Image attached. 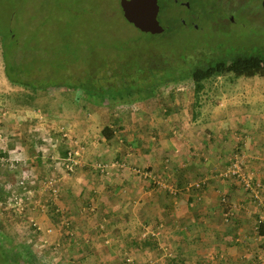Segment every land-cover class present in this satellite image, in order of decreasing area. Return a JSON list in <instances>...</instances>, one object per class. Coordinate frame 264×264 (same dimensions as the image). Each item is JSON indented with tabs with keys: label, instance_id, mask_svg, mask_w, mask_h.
Returning a JSON list of instances; mask_svg holds the SVG:
<instances>
[{
	"label": "rangeland",
	"instance_id": "rangeland-1",
	"mask_svg": "<svg viewBox=\"0 0 264 264\" xmlns=\"http://www.w3.org/2000/svg\"><path fill=\"white\" fill-rule=\"evenodd\" d=\"M119 2L120 0H0V264H62V245L68 244L69 239L76 235L73 220L65 214L63 220L59 221L61 224H55L54 229H51L45 228L46 224L37 217L47 214L51 219L54 215L68 212L53 209L57 207V199H60L62 192L57 189L56 193L53 191L50 193L48 184L43 182L46 177L54 179L53 173H57L61 178L66 175V165L63 166V163L67 162L61 155L66 149L78 153L80 164L77 167L84 164V167L89 166L94 170L93 165L97 163H125L126 166L146 170L149 175L147 179L136 173L119 171V167H116L110 169L107 175L109 180L133 174L145 182L153 184V181L157 180L167 188L172 187L158 172H150L148 167L134 165L128 155L122 156L123 149L124 151L126 148L130 149L128 145L133 138H128L127 143H120L118 150L120 153L111 157L112 150L102 148L104 140L100 134L106 123V112L110 117L122 113L125 117L137 118L145 113L150 116L149 113L157 109L158 116L163 119L173 114L171 100L172 104L181 103L182 112L177 114L178 118L181 122L187 120L188 109L191 110L195 99L191 80L181 82L171 80L162 85L160 97L162 95L164 99L166 98L171 107L162 111L165 106L161 108L160 101L165 100L163 98L160 100V97L156 101L152 99L141 104H115L112 108L106 104L93 103L91 102L95 99L93 96L86 97L85 100L84 95H79L78 91L72 88L59 89L60 86L68 85L69 78L72 84L87 79L90 90H95L99 88V84L96 83L99 75L112 69L113 75H106L100 80L114 83L116 86L110 89L119 88L123 92L128 90V80L132 79L123 78V81L117 84V78L121 77L115 76L114 73L128 75L132 70L135 73L134 67L131 68L130 59L134 57V60H137L144 52L154 53L160 60L167 59L166 65L160 61L159 64L164 65L167 71L165 74L168 76V73H173L179 66L193 68L198 63L206 65L220 58L221 54L264 51V11L254 0H244L242 3L244 5L236 7L238 10L228 13L234 16L237 22L235 27H232L226 18L220 17L219 20L215 17L210 24L204 21L205 23L201 24L203 28L199 31L175 26L162 35L143 33L130 24L122 15ZM236 2L240 3L241 0ZM168 5L161 16L163 24H169V19L177 18L183 12L181 7ZM250 11L256 13L250 16ZM3 35L7 36V46L11 55L13 53L19 62L24 56L23 61L17 65V68L22 70L18 78L29 81V75L33 74L40 78L38 85L53 82L52 88L40 90L33 96L30 88L10 82L6 74L7 62L3 56ZM128 48L133 52L130 50L128 52ZM173 55L182 59L177 62ZM168 58L172 63L174 60L171 66ZM153 81L155 79L150 78L148 83ZM59 82L61 83L58 84ZM137 82L140 86L139 81ZM204 83L210 87L216 83L224 86L222 90L225 93L221 91L210 95L214 101L221 100L224 95L226 100L230 101L232 94L238 97L241 94L239 97L241 100L248 101V95L257 100L254 106L240 105L241 107L235 110L237 114L243 113L245 109L250 112L252 109L256 110L258 115L264 114V78L238 79L233 75H227L225 78L220 76L211 78ZM30 95L34 98L32 99ZM203 104L207 105V102ZM196 110L201 111L200 113L203 111L199 107H196ZM178 125H175L174 130L181 134L183 124ZM80 126H84V129ZM89 126L93 131L85 134ZM119 133L118 131L117 134ZM144 134V139L158 138L151 128L146 129ZM142 139L139 137L141 143ZM32 141L35 143L29 147L27 144ZM144 142L147 143L146 139ZM12 148L17 153L12 152ZM92 149H97L100 154L97 156L90 154ZM261 153L264 154L263 149L260 156ZM88 155L96 159L88 161ZM249 158L251 159L245 150H235L229 159L228 169L238 161L241 175L252 184V189L256 185H261L262 194L263 184L257 183L256 172L253 173L247 167ZM39 161L42 165H39ZM30 163L33 166L28 168ZM50 167H54L56 172L48 173ZM231 178L235 179L233 176L227 179ZM25 186L26 189L21 188ZM159 189L166 190L160 186ZM244 190L254 200L253 190ZM14 195H19L18 199L14 200ZM98 209L96 203L91 202L89 205L79 206L78 212L87 216L91 213L95 216L96 213L97 215L100 213ZM50 222L52 225L57 223L56 220ZM101 222L103 226L101 229L105 233L109 232L107 221ZM64 230L67 231V235L62 233ZM152 233L148 231L145 234L146 239H153ZM60 234L65 237H61ZM162 234L159 235L161 241L165 236ZM108 244L109 241L107 244L103 243L107 246ZM167 247H164L165 252L162 250L149 252L150 256L148 255L145 264H163L164 259H171L172 256L168 255L173 253ZM119 249L118 246L115 249L117 259L112 260L113 264L139 263L134 251L128 248L124 249L125 251ZM104 254L109 252L102 253L98 260L90 261L88 264H106L102 260ZM74 264L77 262L74 261Z\"/></svg>",
	"mask_w": 264,
	"mask_h": 264
},
{
	"label": "crops",
	"instance_id": "crops-1",
	"mask_svg": "<svg viewBox=\"0 0 264 264\" xmlns=\"http://www.w3.org/2000/svg\"><path fill=\"white\" fill-rule=\"evenodd\" d=\"M223 88L219 83L205 86L198 106L203 109L202 113L194 107V99L191 110L188 109L189 117L182 122L177 115L182 112L180 102H174L173 114L163 119L157 109L149 113L150 116L145 113L137 118L125 117L122 113L110 117L106 112L103 129L110 126L115 137L107 140L101 132L105 141L102 148L112 150L110 155L114 157L120 153V143L133 138L128 145L130 149H123L122 156L128 155L134 165L158 172L179 190L173 195L168 190H160L155 181L153 184L145 182L133 174L109 180L97 169L84 167V164L79 166L83 169L77 167L71 176L65 171L66 175L60 177L62 194L55 208L68 212L59 214L56 219L66 214L73 220L76 235L62 245V264H74V261L88 264L105 252L109 254H104L102 260L113 264L112 260L117 259V246L123 249H119L121 251L127 248L134 251L140 264H145L149 252H165L167 246L173 254H169L172 258L164 259L163 264H264V237L258 234L264 217V154L260 156V151L264 150V114L258 115L253 109L237 114L235 110L239 107L257 103L249 95L248 101L241 100V94L239 97L232 94L230 101L226 100V95L214 101L210 95L224 92ZM205 102L207 105L203 104ZM179 123L183 124L181 134L174 130ZM150 128L158 138H145V143L144 132ZM90 131H93L91 126L85 134ZM139 137L143 138L142 143ZM238 149L245 150L251 157L247 167L256 172L257 183L263 184L258 201L252 199L238 180L221 176ZM12 152L17 153L13 148ZM90 154L100 153L92 149ZM93 159L96 158L88 155V161ZM195 183H202L201 188H195ZM91 202L98 206V215L78 212L79 206ZM37 218L46 224L45 228L54 229L55 224L60 223L52 225L50 221L55 218L51 220L47 214ZM102 220L107 221L110 229L107 233L101 229ZM148 231L153 232V239H146ZM62 233L67 235L66 230ZM162 233L163 242L159 238ZM108 241V246L103 245Z\"/></svg>",
	"mask_w": 264,
	"mask_h": 264
},
{
	"label": "trees",
	"instance_id": "trees-1",
	"mask_svg": "<svg viewBox=\"0 0 264 264\" xmlns=\"http://www.w3.org/2000/svg\"><path fill=\"white\" fill-rule=\"evenodd\" d=\"M170 31V30H167ZM7 36L3 35L2 36V41L4 44V52H3V56L4 59H6V74L8 79L10 80L11 83L16 84V85H22L25 88H30V90L33 92V96H35L40 90H48L49 88H52L53 86V82H48L46 85H38L37 82H39L40 78L35 77L33 74L29 75V81L27 79V81H23L21 80V78H18L21 74L20 72L22 70H19L17 68V65L20 64L23 61V57H21L22 61L19 62L16 60V56L12 53H10L9 51V47L7 46ZM132 53V49L128 48L127 51ZM102 53V52H100ZM174 56V55H173ZM177 60L175 61H179L180 59H182V57L180 56H174ZM158 58V59H157ZM155 57L154 53H147L144 52V55L139 57L137 60H134V57L132 59H130V65L132 66L131 68L135 70V73L132 71L129 72L128 75H123V74H117L114 73L115 76H119L121 77L120 79L117 78V84L120 83V81H123V78H131L132 81H129V87L128 90H123V92H121V90L119 88H113V86L115 87L116 85L113 83L111 84L109 81L108 82H104V80H100L101 78H104L106 75H113L112 69H108V71H105L104 73H101L98 77V80L96 81L97 84H99V88L95 89V90H90V86L87 85V82L89 80L87 79H83V82L75 83L72 84L70 83L71 80L69 78L68 81H70L68 83L67 86H56L55 87H59V89H66V88H72L76 91H78L79 95L82 94L84 95V98L86 100V97L89 96H93L95 97V99H93L91 102L99 104V105H107L110 108L113 107V105L115 104H120V105H125V104H141L144 102H147L149 100L154 99L156 101V99H159L161 91H162V85L174 80L175 82H181V81H187V80H191L193 86H194V93H195V106L194 107H198L200 105V100H201V94L205 88V81L211 79V78H215V77H219L220 78H225V76L227 75H233L236 78H242V77H247V78H254V77H261L264 78V51H257L256 53H245V52H237L236 54L233 55H220V58H218L215 61H210L209 63H207L206 65H200V63H198V65H196L193 68H189L188 66L184 67V66H179L178 68H175L173 73H168V76L165 74L167 71L164 68V65L167 64V59L165 60H160L159 57ZM169 59V58H168ZM171 59H169V66H171L174 63L170 61ZM119 61V58H118ZM159 61L163 64H159ZM127 62V61H126ZM125 62V63H126ZM144 64V65H141ZM158 64V65H157ZM178 67V66H176ZM103 68V67H102ZM24 72V71H23ZM26 73V72H24ZM35 74V73H34ZM46 74V73H45ZM135 74V76H134ZM28 75V74H27ZM69 77H73V75L71 74H66ZM80 76V75H79ZM77 77V76H75ZM153 78L155 79V81H153L152 83H148L149 79ZM165 78H168L167 80H165ZM72 79V78H71ZM140 83V86L138 84V82ZM29 82V83H28ZM61 82H59L58 84H60ZM221 86V85H220ZM63 87V88H62ZM110 87H112L110 89ZM82 92V93H81ZM31 98L33 99L34 97L32 95H30ZM80 98V97H78ZM165 100L163 102L160 101L161 103V108H163L165 106V108L161 109L162 111L164 110H168L170 107V105H172L173 100H171V104L169 105L166 102V98L164 99V97L161 95L160 100ZM102 133L104 134L105 138L107 140H111L115 137L114 134V129L111 128L110 126L105 127V129L102 131ZM35 142L32 141L31 143L27 144L29 147H32L33 144ZM69 149H66L65 151H63V154L61 153V155H63L66 159L68 157V153H69ZM6 153H3V155H5ZM50 161H52V159H50ZM56 161V160H55ZM31 163L32 160H31ZM28 164V168H30V166L32 167L33 165ZM39 165H42V163L39 161ZM66 163H63V166H65ZM55 166H56V162H55ZM77 168V167H76ZM75 168V170H76ZM56 169V168H55ZM75 170L73 172H68V175H72L74 174ZM56 172V170H54V167H50L47 172L48 173H53ZM54 174V180H57L56 183V188H58L60 190L59 187V180L61 183V179L60 176L57 175V173H53ZM52 178L49 179V177H46V180H43L44 183H47L51 180ZM42 185H44L42 183ZM26 189L25 187H21ZM22 190V189H21ZM49 192L51 193L52 190L48 189ZM19 195H14L13 199L16 200L18 199ZM226 203H227V199H226ZM225 203V204H226ZM55 211H57L56 208H53ZM59 214H57V216H53V218H55L56 221H62V219H56L58 217ZM258 234L261 237H264V222H262L259 227H258ZM10 254V253H9ZM14 257V256H12Z\"/></svg>",
	"mask_w": 264,
	"mask_h": 264
},
{
	"label": "flooded vegetation",
	"instance_id": "flooded-vegetation-1",
	"mask_svg": "<svg viewBox=\"0 0 264 264\" xmlns=\"http://www.w3.org/2000/svg\"><path fill=\"white\" fill-rule=\"evenodd\" d=\"M254 1L259 5L261 10L264 11V0ZM243 2L244 0H241L240 3H237L236 0H158L160 8L158 20L161 26L164 28V31L159 35L166 33L167 30L174 29L175 26H181L183 28L186 27L199 31L203 28L201 24H204V21H208V23L210 24L212 19L215 20V17H217L219 20L220 17H224L228 22L231 23L232 27H235L237 25V22L234 19V16H231L232 14L229 15L228 13L238 10L236 9V7L244 5L242 4ZM119 4L122 15L124 16L123 8L121 6V0ZM168 4H174L178 7H181L183 9V12L179 15V17L175 19H169V24H163L161 16L169 6ZM252 13L256 12L250 11L249 15L253 16Z\"/></svg>",
	"mask_w": 264,
	"mask_h": 264
},
{
	"label": "built area",
	"instance_id": "built-area-1",
	"mask_svg": "<svg viewBox=\"0 0 264 264\" xmlns=\"http://www.w3.org/2000/svg\"><path fill=\"white\" fill-rule=\"evenodd\" d=\"M78 153L77 152H74L72 150L69 151L68 153V157L66 159V170L68 172H73L75 170V168L78 166L79 161H78V157H77ZM239 162L236 161V163L233 165V167H231V169L229 168L226 172L222 173L221 176L225 177V178H229V177H235L236 180H238L240 183H242L245 187V189H250V190H253V198L258 201L260 198H261V194H260V188H261V185H256V187H254V189H252L251 187V183L244 177L241 175L240 173V167H239ZM131 165H125V163H120V164H115L114 163H106V164H94L93 167L95 169H97L98 171H100L104 176H107L109 175V171L111 168H116V167H119V171H122V172H132V173H136L138 175H140L141 177L143 178H147L149 177L148 175V171L146 170H143L139 167H134V166H131ZM66 171V172H67ZM234 179V178H233ZM154 182V181H153ZM155 182L160 185V187L162 188H166V190H168L171 194L173 195H177L178 193V190H176L177 188H174V187H171V188H167L165 187L164 185H162L161 183H159L157 180H155ZM56 183H57V180L55 179H51L49 182H47V187H49L54 193L57 192V189L56 188ZM201 185L202 183H195L194 184V187L195 188H201ZM264 222V217L261 218V221H260V224ZM259 224V225H260ZM259 227V226H258Z\"/></svg>",
	"mask_w": 264,
	"mask_h": 264
},
{
	"label": "water",
	"instance_id": "water-1",
	"mask_svg": "<svg viewBox=\"0 0 264 264\" xmlns=\"http://www.w3.org/2000/svg\"><path fill=\"white\" fill-rule=\"evenodd\" d=\"M125 19L143 33L160 34L164 31L158 20V0H121Z\"/></svg>",
	"mask_w": 264,
	"mask_h": 264
},
{
	"label": "clouds",
	"instance_id": "clouds-1",
	"mask_svg": "<svg viewBox=\"0 0 264 264\" xmlns=\"http://www.w3.org/2000/svg\"><path fill=\"white\" fill-rule=\"evenodd\" d=\"M232 179V178H231Z\"/></svg>",
	"mask_w": 264,
	"mask_h": 264
}]
</instances>
